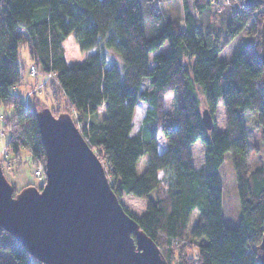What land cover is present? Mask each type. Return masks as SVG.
Here are the masks:
<instances>
[{
    "label": "trees",
    "instance_id": "obj_1",
    "mask_svg": "<svg viewBox=\"0 0 264 264\" xmlns=\"http://www.w3.org/2000/svg\"><path fill=\"white\" fill-rule=\"evenodd\" d=\"M233 2L222 41L219 33L201 32L198 24L212 0H192L194 14L183 4L181 18L167 20L150 37L145 33L140 0H0V103L13 110L3 125L11 160L0 163L21 166L22 148L29 151L32 162H44L45 157L37 111L17 90L23 82L17 30L23 28L32 65L37 73L55 77L118 199L124 194L144 201L140 216L123 208L156 243L168 264H258L256 246L264 231V168L249 166L245 114L255 116L264 139L259 40L263 3ZM247 25L255 40L239 43L227 60L220 59L221 47ZM70 34L81 50L94 51L83 61L66 65L62 43ZM164 43L167 51L156 53ZM108 51L119 57L121 69L106 59ZM144 78L149 88L142 87ZM167 93L175 94L173 113L163 109ZM138 104L145 105V113L132 134ZM218 104L224 129L217 131L214 123L207 130L202 110L213 117ZM157 132L167 141L163 151L158 148ZM196 141L205 150L199 168L192 164L190 149ZM226 152L240 208L235 228L226 227L221 216L219 167ZM195 209L199 216L188 231ZM185 241L197 242L194 256L183 252ZM0 264L42 263L0 229Z\"/></svg>",
    "mask_w": 264,
    "mask_h": 264
},
{
    "label": "water",
    "instance_id": "obj_2",
    "mask_svg": "<svg viewBox=\"0 0 264 264\" xmlns=\"http://www.w3.org/2000/svg\"><path fill=\"white\" fill-rule=\"evenodd\" d=\"M259 40L264 90V19ZM201 116L211 130V113L203 109ZM35 118L45 152V180L40 189L29 185L14 194L0 163V229L42 264H168L125 212L72 117L43 108ZM256 258L264 264V231Z\"/></svg>",
    "mask_w": 264,
    "mask_h": 264
},
{
    "label": "rangeland",
    "instance_id": "obj_3",
    "mask_svg": "<svg viewBox=\"0 0 264 264\" xmlns=\"http://www.w3.org/2000/svg\"><path fill=\"white\" fill-rule=\"evenodd\" d=\"M263 3L259 9L261 13L264 14V0H250ZM142 9L144 11V29L147 37L152 34L158 33L164 26L167 20H178L182 16L183 4H186L189 11L194 14L192 10V0H140ZM212 4L208 7L203 15L198 17V24L200 26L201 32L214 31L219 33L221 40L223 41V36L225 33V25L229 20L230 14L233 10V0H212ZM218 4H216V3ZM155 11V12H154ZM247 25L238 36L232 40V42L225 47H221L219 53V58L222 60H227L235 47L242 42L247 40L254 41L255 36H250L248 34ZM17 34L21 37L18 47V64L22 68L23 82L17 87L19 95L22 100L26 103L34 104V109L40 111L43 108L50 110L52 115L57 116L61 113L69 114L78 130L81 132L82 123L76 121L75 113L72 111L71 106L67 101L61 96L55 77L51 74L48 76L40 71L38 73L31 75L29 73V67L33 64V60L29 54V49L27 45V36L23 28L17 30ZM221 46V43H220ZM65 63L66 65H72L83 61L92 51L81 50L72 34H70L62 43ZM168 49L167 43H164L157 51L166 52ZM106 59L110 62H116L119 68H122V62L114 53L111 51L106 52ZM153 62H150V66ZM143 88H149L147 84V79H143ZM175 94L167 93L163 96V109L169 113H173L175 109ZM12 108L10 106H4L0 103V161L11 160L10 153L5 150L6 143L8 141L9 135L3 129V125L7 119L12 115ZM101 109H99L98 116L100 117ZM145 105L138 104L135 107V112L133 114L132 122L133 129L132 134L135 133L144 117ZM245 126L246 132L249 138V154L248 163L252 168L254 166H261L264 168V139L262 136L261 128L255 123V116L253 114H245ZM213 121L215 123V128L217 131L224 129V115L220 104H218L217 110L213 114ZM156 140L158 148L163 151L166 148L167 141L162 136L160 132L156 133ZM192 153V164L195 168L201 167L204 159V145L201 141H196L190 146ZM21 166L14 168V166H8L2 162V171L7 179V181L12 185L14 189V194L19 192L26 186L40 187L45 180L44 175L41 177H36L33 174L36 161L32 162L31 155L29 151L25 148L20 150ZM97 155V154H96ZM99 158V157H98ZM101 161V160H100ZM102 162V161H101ZM103 164V163H102ZM104 166V165H103ZM249 167V168H250ZM105 168V166H104ZM106 171V169H105ZM161 176V174H159ZM219 176L222 183V207L221 216L222 221L226 227L235 228L239 223L240 218V208L239 201L236 192V182L235 175L232 168V163L230 159V153L226 152L224 154V160L219 167ZM109 183H112L109 175H107ZM153 196V192L151 193ZM121 203L129 209L136 216L143 214L145 210V203L142 200L133 198L128 195H122L120 198ZM199 213L195 209L190 214V219L188 222L187 229L190 231L196 224ZM183 243V252L186 255L194 256L196 254V241H185ZM180 244V243H179ZM178 252L174 249V254Z\"/></svg>",
    "mask_w": 264,
    "mask_h": 264
},
{
    "label": "built area",
    "instance_id": "obj_4",
    "mask_svg": "<svg viewBox=\"0 0 264 264\" xmlns=\"http://www.w3.org/2000/svg\"><path fill=\"white\" fill-rule=\"evenodd\" d=\"M29 73L31 75H34V74L37 73V69H36V67L34 65H31L29 67ZM47 75L50 76L51 73H48ZM44 169H45L44 162L38 161L37 165H35L34 170H33L34 176H36V177L43 176L44 175Z\"/></svg>",
    "mask_w": 264,
    "mask_h": 264
},
{
    "label": "crops",
    "instance_id": "obj_5",
    "mask_svg": "<svg viewBox=\"0 0 264 264\" xmlns=\"http://www.w3.org/2000/svg\"><path fill=\"white\" fill-rule=\"evenodd\" d=\"M134 112H135V109H134Z\"/></svg>",
    "mask_w": 264,
    "mask_h": 264
}]
</instances>
